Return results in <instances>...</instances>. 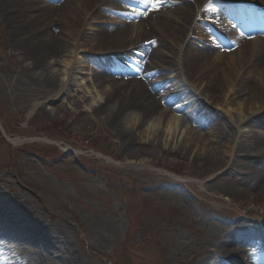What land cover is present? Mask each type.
Instances as JSON below:
<instances>
[{
  "label": "rangeland",
  "instance_id": "rangeland-1",
  "mask_svg": "<svg viewBox=\"0 0 264 264\" xmlns=\"http://www.w3.org/2000/svg\"><path fill=\"white\" fill-rule=\"evenodd\" d=\"M213 5L227 12L225 6ZM247 14L246 10L245 21ZM1 15L0 125L9 134L0 130V209L37 225L44 234L34 242L0 238V259L6 256L15 264L256 262L263 239L256 249L235 256L225 254L223 248L226 233L234 228H253L264 236V220H258L264 219L260 216L264 199L248 193L252 169L242 151L252 153L250 144L256 137L242 138L238 142L242 150L234 145L241 123L234 112L208 101L207 92L198 90L199 75L192 76L201 66L198 59L188 54L182 62V73L193 84L182 85L191 93L174 88L173 102L162 104L182 119L180 125H187L183 136L189 132L190 136L166 144L163 129L171 116L162 121L155 112L133 125L132 119L138 118L145 105H130L118 121L116 103L105 105L102 111L92 106L101 103L93 95L105 97L114 85L107 87L103 82L95 87L92 81L99 80L98 75L105 71L118 79L131 75H124L127 69L122 66H101L108 53L99 43L96 26L114 32L130 26L131 19L116 25L99 18L89 20L92 30L80 36L75 47L76 62L84 70L74 86L58 94L62 70L72 60L66 49L75 42H68L37 68L21 40L25 35L15 37ZM202 24L211 29V23L204 20ZM82 27L78 24L79 30ZM49 34L57 38L59 29ZM174 52L172 43L161 42L155 54L162 53L168 65ZM165 73L172 78L177 70L173 65ZM193 99L205 105L192 112L188 103ZM247 129L264 134L259 123ZM5 136L23 141L14 145ZM55 141L65 152L50 144ZM96 153L117 163L106 162ZM261 175L259 181L264 179ZM233 246L241 250L239 244Z\"/></svg>",
  "mask_w": 264,
  "mask_h": 264
},
{
  "label": "bare ground",
  "instance_id": "bare-ground-1",
  "mask_svg": "<svg viewBox=\"0 0 264 264\" xmlns=\"http://www.w3.org/2000/svg\"><path fill=\"white\" fill-rule=\"evenodd\" d=\"M142 1L147 0H0V13L4 22L14 29L12 33L15 37L25 35L21 40L24 41L27 53L34 60L37 68H40L52 53H60L68 42L69 44L75 42L73 47L67 46L66 49L72 60L66 62L68 69L62 70L63 76L58 91L60 94L64 93L68 87L74 86L77 75L84 70L85 66L76 62L78 58L75 55V47L79 37L87 35L92 30L93 25L90 22L99 18L103 23L112 25L127 23V20H124L127 19L125 17L134 19L133 16L139 13L132 6ZM210 1L212 0H161L157 10H153L150 6L144 18L134 19V22L130 26L125 25L124 29L116 28L114 32H111L102 25L96 26L99 43L105 45V52L108 53L101 64L110 65L115 61L108 56H115L119 62H126L128 58H132L133 67L130 68L132 76L126 78L120 76L124 79L110 77L106 71L98 75L99 80L92 81L95 87L103 82L108 84L107 87H110L111 83L114 85L105 97L99 94L93 95L94 99L98 98L97 101L101 100V103L92 106H98L97 111H102L105 105L116 103L119 112L115 119L118 121V117L123 119L127 115L130 105L135 107L145 105V109H140L138 118L132 119L133 125L136 122H142L155 112L162 121L171 116L167 127L163 129L167 137L165 143H170L174 138L182 141V138L190 136L188 131H185L187 134L183 136L187 125H180L182 119L173 113L174 109L170 110L173 113L170 114L168 108L163 107L162 104L164 100V105L173 102L172 89L174 88L183 87V91L187 94L191 93L188 87L182 85L186 81L193 85L182 73V62L186 55L192 54L194 59H198L201 63L198 70L192 74V76L199 75L196 81L198 90H201V93L207 92L205 97L208 101L211 99L219 103L218 105H222L228 113L234 112L241 123V127L238 125L239 136L235 139L234 145L237 143L239 150H242L241 144L238 143L242 138L256 137L250 144L252 153L242 150L245 152L243 155L248 158V167L252 169L250 178L248 177L250 188L247 192L251 196L264 199V179L260 181L257 179L259 174H264V134L260 135L256 131L247 129L256 123L264 128V38L244 40L247 37L246 34L237 33L231 40L223 39L224 43L236 45L234 46L236 48L227 50L226 45L205 34L198 21L199 17L204 16L206 4ZM251 3L254 5L261 2L253 0ZM78 24H83L85 27L79 30ZM53 28L59 29V37L50 36L49 30ZM246 29L250 30L248 27ZM241 35L242 39H240ZM155 41H158V46ZM161 42L162 44L170 42L175 47L168 65L164 64L162 53L158 56L155 54ZM147 43L153 46L151 52L144 45ZM134 50H140L141 54L133 53ZM196 51H198L197 57H195ZM143 54L148 57L145 64L141 60ZM173 65L177 74L169 78L165 71L173 69ZM153 71H155L154 74H152ZM86 84L87 82H84L82 87L85 88ZM215 88H217L216 92L212 90ZM215 93H219V96H215ZM188 105L189 108H194L192 110L194 112L198 105L205 104L204 102L200 104L193 99ZM192 115L189 114L190 117ZM125 137L131 139L128 134ZM22 141L20 138L11 139L14 145ZM103 159L106 162L117 163L110 157ZM261 214L264 216V211L260 210L262 217ZM234 229L235 231L230 230L226 233L223 245L225 254L230 256H235V253L241 254L245 250L243 247L242 250H237V247L233 246L234 243L250 246L254 244L252 241L254 233L245 234L240 229ZM43 234V230L37 225H31L13 213L9 214L0 209V238L34 242L36 237H42ZM43 240L44 238H41L37 240V243ZM2 258L0 264H15V261L4 259L6 256Z\"/></svg>",
  "mask_w": 264,
  "mask_h": 264
},
{
  "label": "snow or ice",
  "instance_id": "snow-or-ice-1",
  "mask_svg": "<svg viewBox=\"0 0 264 264\" xmlns=\"http://www.w3.org/2000/svg\"><path fill=\"white\" fill-rule=\"evenodd\" d=\"M161 0H147V3L153 8V10H157L159 7ZM141 15H147V13H141Z\"/></svg>",
  "mask_w": 264,
  "mask_h": 264
},
{
  "label": "trees",
  "instance_id": "trees-1",
  "mask_svg": "<svg viewBox=\"0 0 264 264\" xmlns=\"http://www.w3.org/2000/svg\"><path fill=\"white\" fill-rule=\"evenodd\" d=\"M54 127L58 129L57 123H54Z\"/></svg>",
  "mask_w": 264,
  "mask_h": 264
}]
</instances>
